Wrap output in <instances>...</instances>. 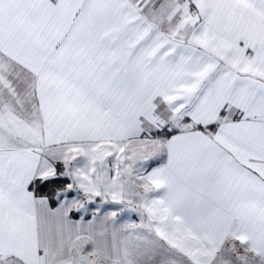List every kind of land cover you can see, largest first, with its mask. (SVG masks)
I'll list each match as a JSON object with an SVG mask.
<instances>
[{
  "label": "snow or ice",
  "instance_id": "obj_1",
  "mask_svg": "<svg viewBox=\"0 0 264 264\" xmlns=\"http://www.w3.org/2000/svg\"><path fill=\"white\" fill-rule=\"evenodd\" d=\"M0 264H264V0H0Z\"/></svg>",
  "mask_w": 264,
  "mask_h": 264
},
{
  "label": "trees",
  "instance_id": "obj_2",
  "mask_svg": "<svg viewBox=\"0 0 264 264\" xmlns=\"http://www.w3.org/2000/svg\"><path fill=\"white\" fill-rule=\"evenodd\" d=\"M42 191H46V189L45 190H42Z\"/></svg>",
  "mask_w": 264,
  "mask_h": 264
}]
</instances>
